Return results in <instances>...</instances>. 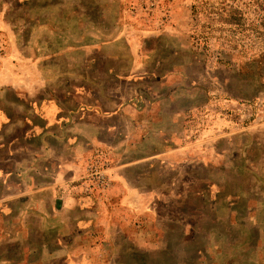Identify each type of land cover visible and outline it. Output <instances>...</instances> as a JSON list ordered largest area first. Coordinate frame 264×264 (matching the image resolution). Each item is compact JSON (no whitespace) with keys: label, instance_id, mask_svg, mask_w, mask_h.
I'll use <instances>...</instances> for the list:
<instances>
[{"label":"rangeland","instance_id":"obj_1","mask_svg":"<svg viewBox=\"0 0 264 264\" xmlns=\"http://www.w3.org/2000/svg\"><path fill=\"white\" fill-rule=\"evenodd\" d=\"M262 52L264 0H0V90L106 142L73 182L87 205L0 179V264H264Z\"/></svg>","mask_w":264,"mask_h":264},{"label":"crops","instance_id":"obj_2","mask_svg":"<svg viewBox=\"0 0 264 264\" xmlns=\"http://www.w3.org/2000/svg\"><path fill=\"white\" fill-rule=\"evenodd\" d=\"M7 92L14 94L15 103L8 99ZM20 96L23 97L12 88L0 90V179L9 182L16 178L17 186L11 183L16 189L11 188L17 194L22 192L25 178L34 180L41 206L38 211L87 205L86 198L77 197L73 182L94 146L105 140H101V134L92 135V123L84 112L80 117L74 108L54 100H34L20 116ZM112 178L111 190L125 193L120 186L124 176L118 173ZM65 259L66 264H82L75 252H68Z\"/></svg>","mask_w":264,"mask_h":264},{"label":"trees","instance_id":"obj_3","mask_svg":"<svg viewBox=\"0 0 264 264\" xmlns=\"http://www.w3.org/2000/svg\"><path fill=\"white\" fill-rule=\"evenodd\" d=\"M254 61L256 62V67L261 70L264 65V52L259 53V55L255 57Z\"/></svg>","mask_w":264,"mask_h":264}]
</instances>
